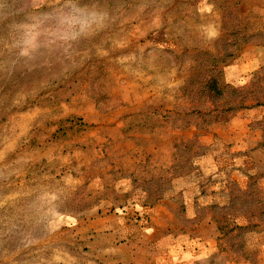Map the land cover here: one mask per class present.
Instances as JSON below:
<instances>
[{
	"label": "rangeland",
	"instance_id": "obj_1",
	"mask_svg": "<svg viewBox=\"0 0 264 264\" xmlns=\"http://www.w3.org/2000/svg\"><path fill=\"white\" fill-rule=\"evenodd\" d=\"M79 2L0 0V264H232L230 0Z\"/></svg>",
	"mask_w": 264,
	"mask_h": 264
},
{
	"label": "clouds",
	"instance_id": "obj_2",
	"mask_svg": "<svg viewBox=\"0 0 264 264\" xmlns=\"http://www.w3.org/2000/svg\"><path fill=\"white\" fill-rule=\"evenodd\" d=\"M107 20V13L96 7L81 5L79 0H63L60 7L35 16L22 26L21 55L27 56L40 48L42 38L71 41L92 35L104 28Z\"/></svg>",
	"mask_w": 264,
	"mask_h": 264
},
{
	"label": "crops",
	"instance_id": "obj_3",
	"mask_svg": "<svg viewBox=\"0 0 264 264\" xmlns=\"http://www.w3.org/2000/svg\"><path fill=\"white\" fill-rule=\"evenodd\" d=\"M112 220H115V219H113L112 217H110V234H114V232L116 231V229H118L116 227H119V223H116V220H115V223H114Z\"/></svg>",
	"mask_w": 264,
	"mask_h": 264
}]
</instances>
